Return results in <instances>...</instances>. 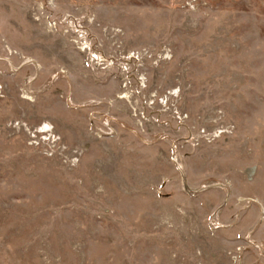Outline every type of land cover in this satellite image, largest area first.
Listing matches in <instances>:
<instances>
[{"label":"rangeland","instance_id":"rangeland-1","mask_svg":"<svg viewBox=\"0 0 264 264\" xmlns=\"http://www.w3.org/2000/svg\"><path fill=\"white\" fill-rule=\"evenodd\" d=\"M0 264H264V0H0Z\"/></svg>","mask_w":264,"mask_h":264}]
</instances>
